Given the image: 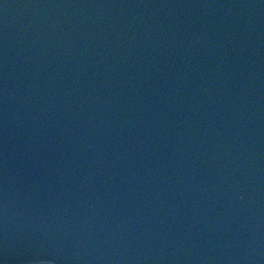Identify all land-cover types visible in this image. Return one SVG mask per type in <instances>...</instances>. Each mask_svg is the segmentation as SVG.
Listing matches in <instances>:
<instances>
[{"label":"water","instance_id":"obj_1","mask_svg":"<svg viewBox=\"0 0 264 264\" xmlns=\"http://www.w3.org/2000/svg\"><path fill=\"white\" fill-rule=\"evenodd\" d=\"M0 264H264V0H0Z\"/></svg>","mask_w":264,"mask_h":264}]
</instances>
